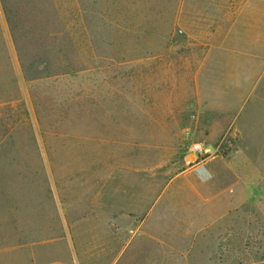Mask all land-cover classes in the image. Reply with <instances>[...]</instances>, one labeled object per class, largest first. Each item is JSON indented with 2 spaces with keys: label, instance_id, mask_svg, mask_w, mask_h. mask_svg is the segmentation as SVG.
Returning a JSON list of instances; mask_svg holds the SVG:
<instances>
[{
  "label": "rangeland",
  "instance_id": "rangeland-1",
  "mask_svg": "<svg viewBox=\"0 0 264 264\" xmlns=\"http://www.w3.org/2000/svg\"><path fill=\"white\" fill-rule=\"evenodd\" d=\"M188 1L0 0V264L66 224L77 264H264V112L201 111L198 70L230 41L191 37L181 16L215 9Z\"/></svg>",
  "mask_w": 264,
  "mask_h": 264
},
{
  "label": "crops",
  "instance_id": "crops-1",
  "mask_svg": "<svg viewBox=\"0 0 264 264\" xmlns=\"http://www.w3.org/2000/svg\"><path fill=\"white\" fill-rule=\"evenodd\" d=\"M211 2L215 11L210 18H203V23L208 25V30H203L207 35H199L202 32L198 27L202 22H200L198 11L195 21L181 16V23L185 24L188 34L194 39L230 41L227 48L224 47V42L218 45L212 43L214 46L208 52L206 60L196 75L197 103L202 112L210 115L231 114L235 120H238L242 113V106L246 107L249 102L252 103L249 112L262 113L264 112V84L260 83L259 78L264 71V0H212ZM199 5L197 1L194 5L188 0H181L180 3V7L185 10L192 6L198 9ZM187 24L195 25L194 34L196 35H192ZM223 54L235 56L232 69L228 67L229 63L226 62ZM238 124L241 126L240 122ZM256 129L264 131V125ZM260 133L264 134V132ZM106 192L103 193V197L107 194ZM95 197L102 199V194L98 191ZM127 198L130 199V197ZM154 204L155 201L146 213L148 227L152 224L151 219L155 217V212L153 213L152 210ZM151 214H154L153 217ZM143 224H138L137 227H142ZM68 225L66 224L65 232L63 231L61 235H54L51 240L35 244L36 247L34 251L32 250L33 264L78 263ZM150 229L152 228L144 229V231L150 233Z\"/></svg>",
  "mask_w": 264,
  "mask_h": 264
},
{
  "label": "built area",
  "instance_id": "built-area-1",
  "mask_svg": "<svg viewBox=\"0 0 264 264\" xmlns=\"http://www.w3.org/2000/svg\"><path fill=\"white\" fill-rule=\"evenodd\" d=\"M183 137L187 142L188 150L196 153L195 159L188 160L187 163H193L195 160L199 158V160L203 159V156L206 154L207 149L203 146V144L197 141L193 137V131L190 125H187L183 128Z\"/></svg>",
  "mask_w": 264,
  "mask_h": 264
},
{
  "label": "trees",
  "instance_id": "trees-1",
  "mask_svg": "<svg viewBox=\"0 0 264 264\" xmlns=\"http://www.w3.org/2000/svg\"><path fill=\"white\" fill-rule=\"evenodd\" d=\"M36 112H37V121H38V124H39V126H40V124H41V119H40V115H39V113H38V110H37V108H36ZM10 126V125H9ZM28 126H29V132H30V136H31V139H32V142H34V145L36 146V150H37V148H38V146H37V143H36V140H35V135H34V132H33V129L31 130V124H30V122H28ZM9 128V127H8ZM42 129V128H41ZM9 130H11V129H9ZM12 133V132H11ZM12 136V135H11ZM47 193H48V195H49V197H51L50 195H51V190H50V188L47 190ZM51 200H52V197L50 198Z\"/></svg>",
  "mask_w": 264,
  "mask_h": 264
}]
</instances>
